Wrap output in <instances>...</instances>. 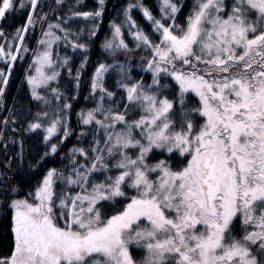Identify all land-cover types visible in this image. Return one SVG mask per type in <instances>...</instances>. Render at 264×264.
I'll return each instance as SVG.
<instances>
[{
  "label": "snow or ice",
  "instance_id": "snow-or-ice-1",
  "mask_svg": "<svg viewBox=\"0 0 264 264\" xmlns=\"http://www.w3.org/2000/svg\"><path fill=\"white\" fill-rule=\"evenodd\" d=\"M105 2L76 11L80 0L48 10L44 0H0V21L26 12L12 32L0 27V105L14 62L30 51L25 34L39 25L24 79L45 110L24 131L42 129L45 151L30 167L60 156L25 182L19 169L9 172L17 138L0 130V221L10 236L0 264H264V0H192L182 21L184 0H158L159 15L130 0L119 23L109 20L102 47L113 57L132 51L127 26L135 48L150 52L139 66L151 82L125 61L98 62L94 106L80 110L77 143L61 152L73 107L61 70H74L79 86ZM61 44L79 53V65ZM112 72L117 91L107 86ZM8 113L5 127L25 118Z\"/></svg>",
  "mask_w": 264,
  "mask_h": 264
},
{
  "label": "trees",
  "instance_id": "trees-1",
  "mask_svg": "<svg viewBox=\"0 0 264 264\" xmlns=\"http://www.w3.org/2000/svg\"><path fill=\"white\" fill-rule=\"evenodd\" d=\"M81 8L80 10H92L97 6V0H81ZM130 0H106L105 2V12L103 15V19L100 21V29L97 32L96 37H92V44L90 49L87 52L89 57L88 63L85 65L82 70L80 84L77 87L76 83L74 86V92L70 97L72 98L73 107L69 110V124L72 128V135L65 139L64 144L62 145L60 151L65 152L68 148H70L73 144L77 143V136L80 131V123L78 113L81 109H88L94 106L95 97L91 93L90 77L93 73V70L96 64L100 61H104L106 63H113V60H120L130 63L132 65V75L136 79H140L141 77L144 79L146 83L151 82V72L146 71L143 67H140L141 57L150 55V52L145 51L143 49H136L132 40V37L127 33V26L124 28L125 39L129 42L130 48L133 50L130 52H118L115 57L109 52H107L102 47V42L105 39V36H111L109 20H115L119 23L123 19L122 8ZM132 3H136V0H131ZM144 4L149 6L154 14L159 15L158 8V0H142ZM192 0H184L185 7L182 9L180 13V20L182 21L184 15H186L188 11V7L191 5ZM45 10H48L50 6L55 5V0H44ZM64 5V4H63ZM63 8L59 13H62ZM54 13H51L53 16ZM119 13V14H118ZM133 18L136 19L145 29V31H150V22L146 20L143 16L142 11L139 8H134L131 10ZM26 21V12L24 13H14L9 16L7 19H4L0 23V27L4 28L6 32H12L16 27L23 24ZM26 43L29 52H21L19 55L22 59H18L14 62V66L12 69V75L10 77L9 85L6 90V95L4 97V102L0 105V130H3L5 138L8 136L16 137L17 143L9 144L8 147V155L12 157L13 164L12 168L9 169L10 173H13V169H19L14 174L19 178L21 174H24V181L35 183L36 180L42 175V172L46 167L54 166L60 162L59 154H56L54 157L46 158L47 162L39 166L38 169H34L30 167V162L34 163L36 159L45 151V142L43 140V131L42 134H37L35 130L33 131H24L27 126V120L32 118V114L37 111L35 106V101L31 96V91L29 90V86L27 81L24 79L25 73L31 71L28 68V65L31 63L32 51L31 49L36 48V41L40 35V27L36 26L35 30H29L26 34ZM87 33H85V36ZM3 39L0 38V43H3ZM5 67L3 62H0V68ZM66 69H63V72ZM67 72V71H65ZM74 73V70H73ZM115 72L110 73L107 79V86L112 91H117L115 81H116ZM119 99V96H117ZM193 102L198 100L194 95H192ZM26 103L31 104V111L26 114H21L23 109L22 106ZM14 108L17 112H19L25 118L19 120L17 123L9 124L7 127L3 124V117L9 115L8 108ZM41 110H45L44 107H40ZM57 135H62L59 133ZM19 140H23V162L19 160V158L15 155L21 151V145ZM55 142V140H53ZM86 143V141H85ZM6 157L4 155V146L0 143V160H4ZM13 180L11 183H15ZM23 195V193H21ZM9 232V224L7 222L0 221V252L8 251V242L10 240Z\"/></svg>",
  "mask_w": 264,
  "mask_h": 264
},
{
  "label": "rangeland",
  "instance_id": "rangeland-1",
  "mask_svg": "<svg viewBox=\"0 0 264 264\" xmlns=\"http://www.w3.org/2000/svg\"><path fill=\"white\" fill-rule=\"evenodd\" d=\"M75 3V0H62V3L64 4L63 6H64V8H66L67 7V5L69 4V3ZM81 3H82V1L80 0V4L78 5V6H76V8H75V10L76 11H86V10H80V8H81ZM62 13H63V10H62ZM62 13H54L53 14V17H55V16H57V15H59V14H62ZM83 21L81 20V23H82ZM0 23H1V21H0ZM45 27H46V25H45ZM86 33V32H85ZM59 51H60V54L61 55H64L65 54V52L69 55V56H72L73 57V63H74V65H79V61H80V56H79V53H76L75 55L73 54V51L70 49V48H66L63 44H61L60 45V47H59ZM65 71H67V70H65ZM63 72V69L61 70V77L59 78V86L61 87V88H63L64 90H66L67 91V93H68V95L70 96V95H72L73 94V92H74V86H75V80H74V73H73V76H68V74H67V72ZM55 86V85H54ZM29 90H30V88H29ZM31 91V90H30ZM192 95H194L195 96V93H193ZM50 98V100L52 101V104L53 105H55L56 104V101L55 100H53L52 99V97L50 96L49 97ZM197 99H198V97H196ZM34 99V98H33ZM34 101H35V106H36V108H37V111H39V110H41V108L40 107H44L43 106V104H42V102H40V101H37V100H35L34 99ZM22 109H23V111H22V115L23 114H26L28 111H29V113H30V111H31V104L30 103H26V104H24L23 106H22ZM36 131V133L37 134H42V129L41 130H35ZM135 254H136V256L137 257H139L140 255H142V253L141 252H139V251H136L135 252Z\"/></svg>",
  "mask_w": 264,
  "mask_h": 264
}]
</instances>
